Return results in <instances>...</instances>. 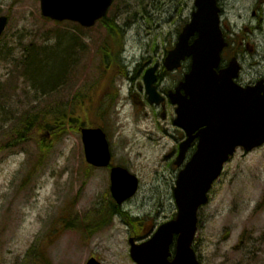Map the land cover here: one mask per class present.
Returning <instances> with one entry per match:
<instances>
[{
    "label": "rangeland",
    "instance_id": "rangeland-1",
    "mask_svg": "<svg viewBox=\"0 0 264 264\" xmlns=\"http://www.w3.org/2000/svg\"><path fill=\"white\" fill-rule=\"evenodd\" d=\"M193 1L113 0L104 21L118 28L121 41L107 52L109 28L101 22L82 32L43 17L39 0H0V15L8 17L0 39V264H84L89 257L136 264L130 223L142 221L150 234L175 215L178 168L176 154L168 155L175 140L149 129L128 94L142 85L149 61L161 63L174 46ZM219 4L240 80L264 77V0ZM60 43L63 76L35 85L21 76L28 62L51 61ZM62 119L69 123L57 131ZM91 125L105 130L111 163L139 179L136 194L121 205L110 196L109 169L84 159L80 127ZM112 203L119 212L106 214ZM193 247L202 264H264V144L238 148L225 163L198 211Z\"/></svg>",
    "mask_w": 264,
    "mask_h": 264
},
{
    "label": "water",
    "instance_id": "water-1",
    "mask_svg": "<svg viewBox=\"0 0 264 264\" xmlns=\"http://www.w3.org/2000/svg\"><path fill=\"white\" fill-rule=\"evenodd\" d=\"M41 15L52 20H68L92 26L105 15L112 0H39ZM195 9L164 59L168 70L190 58V68L169 98L176 105L174 123L186 132L174 164L180 166L194 138L197 147L177 175L173 196L174 218L161 223L149 239L136 243L129 239L130 256L137 264H198L192 243L197 231V211L206 203L212 182L236 147L245 151L264 143V82L245 87L235 83L239 64L232 58L217 70L220 52L227 44L220 29V8L216 0H194ZM7 17L0 16V36ZM196 35L192 40L191 37ZM155 66L143 76L145 91L153 102L160 97L153 85ZM87 163L106 167L110 163L109 144L98 127L81 129ZM137 177L122 166L110 169V191L117 204L136 192ZM228 234L224 235L226 238ZM174 244L172 255L170 248ZM85 264H101L89 257Z\"/></svg>",
    "mask_w": 264,
    "mask_h": 264
},
{
    "label": "flooded vegetation",
    "instance_id": "flooded-vegetation-1",
    "mask_svg": "<svg viewBox=\"0 0 264 264\" xmlns=\"http://www.w3.org/2000/svg\"><path fill=\"white\" fill-rule=\"evenodd\" d=\"M167 52V51H166ZM166 54V53H165ZM164 54V56H165ZM164 58L162 57L161 63L149 61V66L156 64L155 70V87L159 95H161V100L159 103H153L148 100L147 95L142 89V85L138 84V91L129 92V98L135 103L137 102V108L142 110V114L146 115L145 118L149 121V129H153L156 132H161L169 134L175 140L174 146L169 151L168 155L177 154L179 150L180 143L185 139L184 130L176 126L174 123L175 119V105L170 102L169 93L170 90L175 89L176 85L183 80L185 76L186 69L184 67L178 68L174 71H168L163 65ZM175 73L177 75H175ZM148 110V111H145ZM135 119H138L135 117ZM172 128V133L169 129ZM196 141L194 140L188 149L186 160L192 154L196 147ZM240 239V240H239ZM238 243L234 246L237 250L243 244L245 239V233L239 237ZM199 264H202L199 262Z\"/></svg>",
    "mask_w": 264,
    "mask_h": 264
},
{
    "label": "trees",
    "instance_id": "trees-1",
    "mask_svg": "<svg viewBox=\"0 0 264 264\" xmlns=\"http://www.w3.org/2000/svg\"><path fill=\"white\" fill-rule=\"evenodd\" d=\"M104 20H107V17L100 19L98 22H101L103 26L109 28V29H107V35L103 39V42L108 46L106 51L109 52V49H111L113 47L115 48V50L118 48L117 44L121 41V39H120L121 33L117 27H116V29H112L111 24L108 23L107 21H104ZM59 24H61V23H59ZM74 26H76V29L78 31L83 32V31L87 30L86 28H82L77 24H74ZM69 39H73V38H69ZM61 45L62 44L60 43V46L58 48H56L54 50H50L49 53H50L52 59H50L51 61H49L48 63L45 64V63L36 62V61L35 62H28L25 67L24 66L22 67L21 76H23V77L30 76L31 82L34 85L36 84V81H40L41 79H42L41 81H48L47 79H49L48 82L54 83V81H56L60 77V75L63 76L64 70H65L64 68H62L63 66L61 65V61L59 59L60 53H58V49H60ZM112 45H113V47H112ZM68 46H69V44L65 43L62 47V48H64L63 49L64 55H66V51H67ZM46 59H48V58H45V60ZM44 65H47V66L44 67ZM58 66H59V68H58ZM43 79H45V80H43ZM30 122L31 121H29L27 123V125H29ZM66 123H69L68 120L62 119L60 122L57 123V126L55 127V129H57V131H62L64 126L66 125ZM27 125H26V127H27ZM54 134H56V132ZM27 138L28 137H23L24 140L25 139L27 140ZM114 211L119 212V208L117 205L112 203V208L110 209V211H106V214H111ZM134 220L136 222H132L130 224H131V229L133 232H135L137 239L143 238L144 236L149 234V228L147 227V225H145L142 221L137 220L136 218Z\"/></svg>",
    "mask_w": 264,
    "mask_h": 264
},
{
    "label": "bare ground",
    "instance_id": "bare-ground-1",
    "mask_svg": "<svg viewBox=\"0 0 264 264\" xmlns=\"http://www.w3.org/2000/svg\"><path fill=\"white\" fill-rule=\"evenodd\" d=\"M15 213H16V211H15Z\"/></svg>",
    "mask_w": 264,
    "mask_h": 264
}]
</instances>
